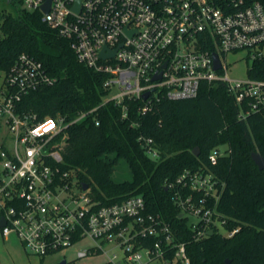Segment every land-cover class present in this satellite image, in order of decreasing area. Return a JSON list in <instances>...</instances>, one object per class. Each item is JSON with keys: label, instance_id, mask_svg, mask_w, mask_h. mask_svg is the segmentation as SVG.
<instances>
[{"label": "built area", "instance_id": "1", "mask_svg": "<svg viewBox=\"0 0 264 264\" xmlns=\"http://www.w3.org/2000/svg\"><path fill=\"white\" fill-rule=\"evenodd\" d=\"M46 2L23 0V6L40 10L43 21L72 42L80 62L109 75L105 86L109 94L116 93L101 105L142 98V111H147L154 101L196 97L203 82L221 81L242 108L245 105L241 117L264 108V80L233 79L227 64V55L241 49L252 51L253 58L263 55L264 3L260 0H81L79 11L74 8L77 0H51L44 13L41 7ZM215 53L220 68H215ZM5 72L0 90L2 234H16L25 249L41 257L90 238L94 245L79 250L78 257L104 251L112 243L123 253H113L105 264H144V256L171 264L167 258L171 252L176 260L189 264L186 242L177 240L165 219L147 210L144 196L101 204L93 199L90 187L83 188L74 169L62 167L65 117L37 121L35 113L18 112L23 95L54 84L57 77L27 53ZM89 112H80L72 122ZM223 154L222 147H215L209 161L216 163ZM177 183L190 188L185 197L178 190L174 198L198 238L208 236L210 230L228 237L239 230L228 229L227 220L218 213L224 184L214 173L186 171ZM142 238L154 242L138 245Z\"/></svg>", "mask_w": 264, "mask_h": 264}, {"label": "trees", "instance_id": "2", "mask_svg": "<svg viewBox=\"0 0 264 264\" xmlns=\"http://www.w3.org/2000/svg\"><path fill=\"white\" fill-rule=\"evenodd\" d=\"M14 2L16 11L0 3V71L27 53L57 77L54 84L23 95L17 106L21 114L35 113L37 121L65 117L62 167L74 169L101 204L144 196L147 210L165 219L177 240L186 242L189 264H264V169L252 158L253 151L264 156V108L241 117L245 105L221 81L203 82L196 97L154 101L147 111H142V98L101 105L110 93L105 86L109 75L80 62L72 42L43 21L40 10L25 8L23 0ZM249 75L264 80V53L253 58ZM83 111L91 112L72 122ZM215 147L224 154L212 163L209 154ZM120 159L129 165L130 180L113 178ZM199 170L214 173L224 184L217 210L228 229L239 228L231 237L215 231L198 238L189 218L181 216L174 195L181 190L185 197L190 188L177 179ZM153 242L142 238L138 245ZM167 258L184 264L174 252Z\"/></svg>", "mask_w": 264, "mask_h": 264}, {"label": "rangeland", "instance_id": "3", "mask_svg": "<svg viewBox=\"0 0 264 264\" xmlns=\"http://www.w3.org/2000/svg\"><path fill=\"white\" fill-rule=\"evenodd\" d=\"M0 3L2 6L13 11H16L18 8V4H16L14 0H1ZM252 60V51L249 49L230 52L227 55L229 76L233 79L248 80L250 78L249 68L252 64ZM5 76L6 72L0 71V90L4 87ZM115 93L116 90L106 96V98H110ZM113 178L116 181L130 180L132 178V173L126 160L120 159L113 173ZM221 229L223 230V228ZM93 245L94 242L90 238H84L70 248L55 251L45 257L31 254L27 249L26 251L32 259L33 264H62L64 260H66V264H104L108 260L107 257L112 256L113 253H117L119 256L123 253L120 248L114 249V244L109 243L104 246V251L90 254L85 257H78L79 250ZM143 262L144 264H164L161 259L149 260L147 256H144Z\"/></svg>", "mask_w": 264, "mask_h": 264}, {"label": "crops", "instance_id": "4", "mask_svg": "<svg viewBox=\"0 0 264 264\" xmlns=\"http://www.w3.org/2000/svg\"><path fill=\"white\" fill-rule=\"evenodd\" d=\"M0 264H33V261L27 254L23 243L16 236V234L12 233L9 236H4L2 234L1 227Z\"/></svg>", "mask_w": 264, "mask_h": 264}, {"label": "water", "instance_id": "5", "mask_svg": "<svg viewBox=\"0 0 264 264\" xmlns=\"http://www.w3.org/2000/svg\"><path fill=\"white\" fill-rule=\"evenodd\" d=\"M50 3H51V0H47V2L42 5L41 9H42V11L44 13H47L49 11V9H50ZM80 3H81V0H77V4L74 7L75 10L79 11ZM101 56L104 57V58L106 57L105 52L103 50L101 51ZM214 59H215V68H220L221 67V61H220L219 55L217 53L214 54ZM143 97L144 98H147L148 97V92H146L143 95ZM199 151L200 150L197 147L194 152H195L196 155H198L199 154ZM252 158H253V160L255 161V163L258 165V167L260 169H264V156L261 153H259L257 151H253L252 152ZM82 186H83L84 189H87L89 187V185L87 183H85V182L82 183ZM4 224H5V222H4V219L2 218L0 220V226H2ZM213 233H214L213 230H210L209 231V235H212ZM227 263H230V260H227ZM62 264H66V260H64L62 262Z\"/></svg>", "mask_w": 264, "mask_h": 264}]
</instances>
